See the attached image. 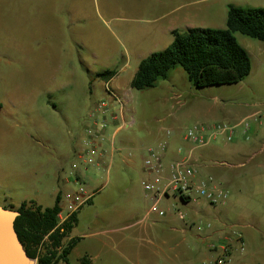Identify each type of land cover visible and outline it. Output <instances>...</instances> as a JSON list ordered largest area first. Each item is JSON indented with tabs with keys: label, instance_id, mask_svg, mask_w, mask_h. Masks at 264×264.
Wrapping results in <instances>:
<instances>
[{
	"label": "rangeland",
	"instance_id": "rangeland-1",
	"mask_svg": "<svg viewBox=\"0 0 264 264\" xmlns=\"http://www.w3.org/2000/svg\"><path fill=\"white\" fill-rule=\"evenodd\" d=\"M230 5L264 8V0H0V206L17 210L24 202H35L50 208L57 196L64 201L68 193L83 190L92 199L76 217H80L79 229L88 231L97 215L144 199L141 153L133 159H127L126 152L125 157L115 155L109 173L90 168L86 174L90 180L65 184L74 177L72 163L83 166L77 157L83 145L81 133L84 124L94 121L89 115L107 98V81L98 78L107 70L117 73L113 86L126 96L127 120L134 121L118 133L117 143L128 140L140 146L158 127L172 128L174 136L194 124L211 122H177L174 102L165 100L171 88L185 100L196 97L213 103L214 96L239 98L261 106L264 114V69L256 63L257 45L264 42L241 34L236 38L248 48L255 66L238 85L197 89L184 69L176 66L155 88H131L141 61L172 44L170 27L180 32L188 25L218 28ZM233 143L219 142L202 151L221 161ZM209 174L218 178L213 170ZM250 193L234 218L254 225L244 230L247 264H264V206ZM193 207L182 210L192 215ZM123 213L133 212L125 208ZM199 219L207 222L203 216ZM82 259L74 254L69 263L82 264Z\"/></svg>",
	"mask_w": 264,
	"mask_h": 264
},
{
	"label": "crops",
	"instance_id": "crops-1",
	"mask_svg": "<svg viewBox=\"0 0 264 264\" xmlns=\"http://www.w3.org/2000/svg\"><path fill=\"white\" fill-rule=\"evenodd\" d=\"M226 22L227 19H224V21L223 18L220 19L221 25L214 29H225L226 26L224 28L223 25H226ZM187 28L199 27L188 25ZM168 30L172 33L175 30L180 31V28L172 26ZM249 44L256 47V44L252 42ZM243 47L248 51L247 47ZM257 49L256 63L264 69V44L257 45ZM249 55L251 56L250 53ZM254 66L255 62L252 59V67L254 68ZM116 76L109 80L110 85L121 93L119 89L113 86ZM213 88L207 89L212 90ZM177 97H181L182 106L177 105ZM195 98L193 97L194 101L185 100L181 92L171 88L165 100L166 102H174L172 109H175L176 113L173 114V117L177 122L204 119L214 123H218L215 121H221L230 125H239L242 121H247L251 125L248 140L244 138L242 128L240 126L237 128L233 147L225 153L226 158L221 161H218L217 156L214 154L202 150L219 142L227 143L223 138L206 148L200 149L194 157L198 161V179L213 176L209 174V170H213L218 178L213 177L229 192L227 202L219 205L221 207L217 211L212 210L216 209L217 206H211L205 201L186 205L193 204L195 206L193 207L194 213L189 215L193 224L188 226L179 221L170 210L171 205L177 202L175 199L162 202L161 206L168 211L166 217L153 216L150 220L141 222L152 203V200L147 199L146 196L138 202L127 201L126 204L124 203L123 209L119 206L116 207L115 211L108 214L97 215L92 221L93 226L88 231L79 229L81 222L78 216L77 226L72 230L68 240L78 238L80 241L72 251L70 259L76 254L78 261L86 257L87 264L88 262L89 264H194L196 261L211 263L220 254V247L227 245L230 250L232 264H247L249 256L244 230L253 228L254 225L250 222H244V219L240 217H234L238 215L236 208L245 205L243 201L250 191L252 196L254 189L262 190L257 194H253V196L259 197L264 206L263 110L261 106L257 104L249 105L241 102L239 98L225 99L223 96H214V98H210L214 100L213 103L202 102ZM257 112L263 115L262 120L256 121L254 119L253 115ZM106 122L108 126L99 131L98 138H92V140L90 129L93 121L84 124L83 133H81L83 145L77 153V157L83 166L79 168L76 166V162L72 163L74 177L65 181L66 185L90 180L86 176L90 168L107 170L109 173L110 164L115 155L125 157L124 153L126 152L127 159H133L136 154L141 153L144 159L145 149L165 140L164 129L169 128L161 126L158 129H153L144 137L140 146H136L133 141L128 140H121L117 143L118 133L122 129L130 128L134 121ZM211 122L209 123L213 124ZM185 132L172 135L168 139L170 145L165 157L167 162L181 158L182 154L189 149L190 144L184 139ZM160 134L162 135L160 136ZM90 142H93V146L97 149L94 156L96 165L87 167L85 160L89 155ZM181 148L185 149L182 154L179 153ZM128 153H133V156L128 157ZM208 159L210 160L208 161ZM214 163H224V165L217 166ZM233 188L234 194L231 192ZM60 205L65 211L66 202L62 201ZM205 205L208 207H205ZM263 206H259L260 211H262ZM125 208L130 209L133 213L124 215ZM248 212L250 213L249 209ZM201 216L206 218V223L199 219ZM212 244L216 246V251L210 248Z\"/></svg>",
	"mask_w": 264,
	"mask_h": 264
},
{
	"label": "trees",
	"instance_id": "trees-1",
	"mask_svg": "<svg viewBox=\"0 0 264 264\" xmlns=\"http://www.w3.org/2000/svg\"><path fill=\"white\" fill-rule=\"evenodd\" d=\"M236 34L264 42V8L230 5L225 29L173 31L174 40L169 47L141 61L131 88L137 91L155 88L176 66L184 69L197 89L241 83L251 74L252 61ZM116 74L107 70L98 78L109 81ZM60 203L61 197L57 196L55 205L50 208L24 202L17 209L20 216L15 221V229L28 255L37 259L38 264H70V255L80 241L78 238L68 240L78 223L77 214L59 225ZM82 264H87L85 258Z\"/></svg>",
	"mask_w": 264,
	"mask_h": 264
},
{
	"label": "built area",
	"instance_id": "built-area-1",
	"mask_svg": "<svg viewBox=\"0 0 264 264\" xmlns=\"http://www.w3.org/2000/svg\"><path fill=\"white\" fill-rule=\"evenodd\" d=\"M105 94L112 102L110 103L106 100L107 98H104L97 106L95 112L89 115L94 120L90 129L91 140L92 138H98L99 131L108 126L106 121H128L126 116L128 110L126 96L113 89L110 81L105 84ZM176 103L179 106L183 105L181 97L176 98ZM253 117L256 121L263 119V115L260 112L255 113ZM239 126L242 128L244 138L248 140L250 138L251 125L247 121H242L239 125H230L225 122L213 124L197 123L187 128L184 139L190 144V147L184 154L182 153L185 149L181 148L179 153L182 154V157L170 162H167L165 157L170 145L168 139L172 137L174 131L170 128H165L166 139L145 149L143 171L146 177L141 184L146 198L152 200V203L141 222L150 220L153 216L158 218L166 217L168 211L161 204L169 199L177 200L171 205L170 210L179 221L187 226L192 225L193 222L190 221L189 215L182 210L184 206L200 201H205L211 206L225 204L229 199V192L213 176L198 179V161L194 157L200 149L206 148L222 138L229 143L233 142ZM93 145L94 143L90 142L89 155L85 160L87 167L96 165L94 156L97 153V149ZM132 156L133 153H128V157ZM214 164L217 166L224 165V163ZM91 199L92 195H87L83 190L68 193L64 199L66 210L64 211L60 205L61 211L58 214L59 225L68 221ZM210 248L213 251L217 250L213 244ZM220 248L221 252L213 262L198 264H232L229 247L223 245Z\"/></svg>",
	"mask_w": 264,
	"mask_h": 264
},
{
	"label": "water",
	"instance_id": "water-1",
	"mask_svg": "<svg viewBox=\"0 0 264 264\" xmlns=\"http://www.w3.org/2000/svg\"><path fill=\"white\" fill-rule=\"evenodd\" d=\"M20 212L0 206V264H38L19 239L15 221Z\"/></svg>",
	"mask_w": 264,
	"mask_h": 264
}]
</instances>
